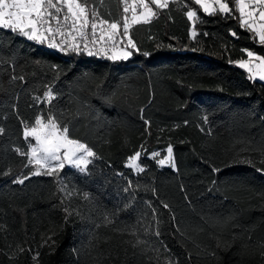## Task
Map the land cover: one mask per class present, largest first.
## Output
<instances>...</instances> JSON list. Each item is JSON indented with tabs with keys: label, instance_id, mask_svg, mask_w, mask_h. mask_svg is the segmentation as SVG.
I'll return each instance as SVG.
<instances>
[{
	"label": "trees",
	"instance_id": "obj_1",
	"mask_svg": "<svg viewBox=\"0 0 264 264\" xmlns=\"http://www.w3.org/2000/svg\"><path fill=\"white\" fill-rule=\"evenodd\" d=\"M224 1L230 15L168 0L114 62L0 30V264H166L157 248L171 264H264V81L237 66L264 46ZM81 2L90 18L125 17L124 0ZM49 112L96 157L14 183L36 167L16 151L28 150L21 121ZM169 145L175 169L157 163Z\"/></svg>",
	"mask_w": 264,
	"mask_h": 264
},
{
	"label": "snow or ice",
	"instance_id": "obj_2",
	"mask_svg": "<svg viewBox=\"0 0 264 264\" xmlns=\"http://www.w3.org/2000/svg\"><path fill=\"white\" fill-rule=\"evenodd\" d=\"M151 3L157 8L168 7V0H151ZM195 3L203 9L204 13L209 15H215L217 11L226 15L231 14L229 4L223 2V0H214V3H209V0H195ZM235 3L238 6L241 28L252 33L251 38L261 46H264V0H235ZM140 4L145 10L141 13V16H143L144 22H147L149 16L155 15V13L144 0H140ZM214 5H218V9ZM124 12H128L127 7L124 8ZM133 12L135 13V8H133ZM61 13H63V23H61ZM187 17L189 20L197 19V11H188ZM96 19V13L93 11L91 21L92 37L96 35ZM131 19L133 23L141 22L140 16L135 14ZM53 20L56 23L55 28L52 26ZM89 23L88 6L86 3H82L81 0H55V2L54 0H0V30H6L40 44L47 41L49 48L59 49L61 52L70 51L79 54L83 50L89 56L103 55L112 60L127 59L132 54L130 51L121 50L119 53L113 51L109 55L108 50L104 48L97 52L90 50L85 31ZM99 24H107L109 31L108 40L112 41V48L115 49V38L120 34V24L118 22L109 23L102 19L99 20ZM128 30L129 21L125 15L123 35L126 36ZM57 35L62 38L59 42L55 39ZM77 35L83 43V49L81 48V43L75 42ZM231 35L236 37L237 33L232 32ZM68 36L72 37V43L68 41ZM193 36H195V32H193ZM100 38L104 39L103 31ZM92 42L95 43V40ZM128 45L131 48L136 47L131 39L128 40ZM245 51L248 59L239 61V67L247 69L252 74L250 78H258L260 81H264V56L251 50ZM16 79L23 80L24 77H12V80ZM33 99L41 103L47 101L51 104L55 96L51 87H49L44 93V101L40 97H34ZM21 123L24 126L23 136L28 142V150L21 152L20 149H16V151L27 157L26 167L30 165H35L36 167L30 175H24L14 180V183L23 184L30 179V176L44 175L59 178V173L65 168L66 164L77 168L81 172H86L88 164L91 163L89 158L96 157V153L86 143L70 136L69 127L67 124H63L55 113H41L36 116L32 124L23 120ZM145 124H148V121H145ZM2 131L3 129H0V132ZM33 140L34 143L32 142ZM260 151L264 154V148H261ZM158 155L159 153H154L153 158ZM139 156L140 153L136 152L134 156L129 157L127 166L143 171L144 169L136 163ZM241 162L251 163L248 159ZM157 163L160 166L167 164L175 169L176 165L171 145L167 148V156L158 160ZM257 170L264 171V169ZM213 171L218 172L220 169H213ZM129 185H131V182H129ZM125 190L127 191V189ZM87 198V194H85V199ZM163 206L169 208L168 204ZM105 219L108 220L107 217ZM108 222L111 223V220H108ZM154 234L159 236V231L157 230ZM141 243L144 242L137 240L133 247H137ZM20 251L23 252L24 249H20Z\"/></svg>",
	"mask_w": 264,
	"mask_h": 264
},
{
	"label": "built area",
	"instance_id": "obj_3",
	"mask_svg": "<svg viewBox=\"0 0 264 264\" xmlns=\"http://www.w3.org/2000/svg\"><path fill=\"white\" fill-rule=\"evenodd\" d=\"M139 4H140V0H124V8L125 7L128 8V12L125 13V15L128 17V21H129V30H128V35H127L128 39H129V31H130L131 27L134 24L132 22L131 18H132V16L134 14L137 15V6ZM133 8H135V13L133 12ZM62 16H63V13H61V23H63ZM99 20H101V19H96V23H97L96 35H95V37H92V29H91L92 18L89 17L90 23H89V26L85 29V31L87 33V38H88V48L90 50H92L93 52H97L101 48H104V49L108 50L109 55H111L112 52L115 51L116 49H118V51L120 52L122 50V48H123V43H124V39L125 38L123 39L120 34L117 35V37L115 38V40H116V48L113 49L112 48V41L108 40L109 31L107 29V24L100 25L99 24ZM69 23H71V22H69ZM109 23H112V22H109ZM121 23H123V21ZM52 26H53V28L56 27V23H55L54 20L52 22ZM102 31L104 33V39L103 40L100 38ZM74 35H75V33H74ZM55 39H56L57 42H59L62 38L59 35H57L55 37ZM67 39H68V41L70 43L73 42L71 36H68ZM93 40H95V43L92 42ZM75 42L81 43V48L83 49V43L81 42V39H80V37L78 35H77V39H76ZM43 44L48 50H50L51 52H53V53H55V54H57L59 56H64L65 57V56H68V55H71V54H77L75 52H70V51L61 52L59 49L49 48L48 44H47V41L45 43H43ZM79 54L88 55L87 52L83 51V50ZM92 56H96V57H99V58H102V59H108L107 56H103V55H92ZM110 60L113 61V62L117 61V60H112V59H110Z\"/></svg>",
	"mask_w": 264,
	"mask_h": 264
},
{
	"label": "rangeland",
	"instance_id": "obj_4",
	"mask_svg": "<svg viewBox=\"0 0 264 264\" xmlns=\"http://www.w3.org/2000/svg\"><path fill=\"white\" fill-rule=\"evenodd\" d=\"M55 1V0H54ZM144 2L145 3H147L148 4V6L152 9V11L154 12V13H157V10L159 9V8H157L155 5H153L152 3H151V0H144ZM223 2H225L224 0H223ZM209 3H214V0H209ZM226 3V2H225ZM217 9H218V5H214ZM145 10H144V8H142L141 7V4H139L138 6H137V16H140V19H141V21H144L143 20V16H141V13H143ZM154 15H151V16H149V19H151L152 17H153ZM148 19V20H149ZM120 24V30H119V32H120V35L122 36V38L124 39V43H123V48H122V50H124V51H130V46L128 45V38H127V35L125 36V35H123V23H119ZM115 52H117V53H119V51H118V49H116L115 50ZM130 57V56H129ZM241 61V60H240ZM245 61V60H244ZM237 66L239 67V64L237 63ZM241 68V67H240ZM33 143H34V140H33ZM167 156V155H166ZM139 158H140V156H139ZM139 158L137 159V161H136V163L137 164H139L140 165V160H139ZM90 160H92V158L90 157L89 158ZM164 159V158H163ZM174 159V158H173ZM89 165V164H88ZM164 166H169V165H164ZM65 167H71V168H75V167H72L71 165H67L66 164V166ZM88 167V166H87ZM140 167H141V165H140ZM142 168V167H141ZM77 169V168H76ZM133 169V171H134V173L135 174H137V173H139L140 171L138 170V169H135V168H132ZM157 255L158 256H160V257H162L164 260H165V263L166 264H169V262H172V259H171V257L168 255V254H166V251H164V250H162V249H160V248H157Z\"/></svg>",
	"mask_w": 264,
	"mask_h": 264
},
{
	"label": "crops",
	"instance_id": "obj_5",
	"mask_svg": "<svg viewBox=\"0 0 264 264\" xmlns=\"http://www.w3.org/2000/svg\"><path fill=\"white\" fill-rule=\"evenodd\" d=\"M247 59H248V58H246V59H243V60H245V61H246ZM239 61H240V60H239ZM239 61H237V63H238ZM244 69H245V68H244ZM246 70H247V69H246ZM247 71H248V70H247ZM251 75H252V74H251ZM256 79H258V78H256Z\"/></svg>",
	"mask_w": 264,
	"mask_h": 264
},
{
	"label": "water",
	"instance_id": "obj_6",
	"mask_svg": "<svg viewBox=\"0 0 264 264\" xmlns=\"http://www.w3.org/2000/svg\"><path fill=\"white\" fill-rule=\"evenodd\" d=\"M26 38V37H25Z\"/></svg>",
	"mask_w": 264,
	"mask_h": 264
}]
</instances>
